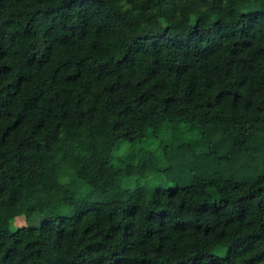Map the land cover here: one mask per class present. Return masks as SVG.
<instances>
[{"label": "trees", "instance_id": "trees-1", "mask_svg": "<svg viewBox=\"0 0 264 264\" xmlns=\"http://www.w3.org/2000/svg\"><path fill=\"white\" fill-rule=\"evenodd\" d=\"M13 257L264 264V0H0Z\"/></svg>", "mask_w": 264, "mask_h": 264}, {"label": "rangeland", "instance_id": "rangeland-1", "mask_svg": "<svg viewBox=\"0 0 264 264\" xmlns=\"http://www.w3.org/2000/svg\"><path fill=\"white\" fill-rule=\"evenodd\" d=\"M36 221L37 220H32V222H36ZM15 224H20L21 225V224H24V222L21 219L16 218L15 219ZM7 264H18V263L15 261V259L13 257V258H9Z\"/></svg>", "mask_w": 264, "mask_h": 264}]
</instances>
